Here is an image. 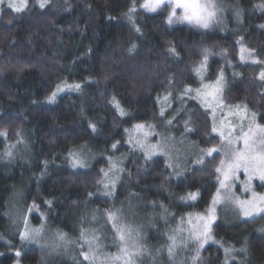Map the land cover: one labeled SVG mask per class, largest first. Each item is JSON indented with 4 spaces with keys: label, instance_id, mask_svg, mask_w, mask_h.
Wrapping results in <instances>:
<instances>
[{
    "label": "trees",
    "instance_id": "16d2710c",
    "mask_svg": "<svg viewBox=\"0 0 264 264\" xmlns=\"http://www.w3.org/2000/svg\"><path fill=\"white\" fill-rule=\"evenodd\" d=\"M260 2L217 0L225 8L222 21L208 29L186 22L169 26L162 14L145 13L138 7L140 33L124 16L130 0H51L44 9L29 0L24 12L9 8L0 11V129L8 130L7 140L0 137V264H15L20 259L25 264L39 262L40 250L19 237L26 217L30 216L34 225L41 223L35 212L46 216L53 229L79 238L74 222L82 211L87 209L82 220L86 216L93 220V215L95 220H105V209L142 204L150 207L156 219L153 223L157 229L151 234L155 239L166 230L161 203L169 210L166 218L171 219V231L181 217L207 210L218 187L215 167L222 158L220 154H213L216 159L212 164L208 163L211 157L203 165L190 163L177 178L171 175L173 170L167 167L165 158L145 161L141 152L133 151L127 143L128 133L142 123L181 138L185 135L184 120L191 115L194 131L187 133L190 139L201 148L218 146L219 137L211 133V116L199 102L184 98V110L167 125L159 115L156 99L157 94L163 96L171 77L173 103L165 116L180 107L175 97L184 87L200 84L192 69L198 66L205 48L214 53L208 58L205 80L213 82L225 71V102L246 103L257 113V122L264 124V87L258 79L264 65H238L240 45L236 43L243 36L245 46L264 60V28L260 27L264 25V13L253 11V5ZM235 6L244 10L241 22L231 10ZM169 42L175 45L178 57L167 53ZM132 43L137 48L130 55L127 49ZM221 49L226 50L224 55L219 54ZM229 62L238 66V77L229 66L225 69ZM64 81L80 84L85 97L65 90L55 103H46V97ZM113 96L128 115H119L110 102ZM89 122L96 125L95 132ZM17 131L22 142L8 158L4 153L8 145L17 142ZM208 139L213 144L205 143ZM116 141L119 143L114 150L111 145ZM90 146V167L72 168L69 150ZM124 154L130 157L113 197L98 195L100 185L96 180L103 175L100 169L107 166V158L119 159ZM96 155L102 156L93 161ZM45 161L47 172L41 175ZM89 192L93 193L91 197ZM188 192H199V196L195 201H182L180 197ZM45 200H50L51 206ZM34 203L39 211L32 208ZM29 209L34 211L30 213ZM262 222L259 217L255 222L245 220L233 226L219 222L213 233L216 239L236 248L247 239L248 256H242L245 264H264V236L253 234ZM188 249L195 254L194 244ZM16 250L21 251L20 259L15 256ZM78 253L79 249L74 253L77 260L69 264H78ZM201 255L205 264H223V250L211 242ZM165 259V254L160 256V261Z\"/></svg>",
    "mask_w": 264,
    "mask_h": 264
},
{
    "label": "snow or ice",
    "instance_id": "6c2138e0",
    "mask_svg": "<svg viewBox=\"0 0 264 264\" xmlns=\"http://www.w3.org/2000/svg\"><path fill=\"white\" fill-rule=\"evenodd\" d=\"M35 4L41 8H47L51 5V0H35ZM6 6L9 9H13L15 12H24L29 7V0H8L5 4V0H0V10ZM139 9H142L145 13H160L166 19V23L171 26L176 23H188L202 29H208L213 24L220 23L222 21L223 12L225 8L217 3V0H130L127 12L124 13L125 18L132 25L133 29L140 33L141 29L137 25L136 18L139 15ZM68 10V9H66ZM232 12L238 22L242 21L244 10L239 6L232 7ZM253 11H260L264 13V0L260 3L253 5ZM111 19V17H109ZM260 27L264 28V25ZM243 36H240L236 41L240 45L239 59L242 62L251 61L253 64L264 65V60L257 58L255 51L248 48L243 43ZM137 45L132 43L127 49V52L131 55L136 51ZM225 49L220 50V55L225 54ZM167 53L172 57H178L175 45L169 42ZM209 49L205 48L201 50L202 59L199 61L198 66L192 69L200 78V84L197 88L184 87L182 92L175 97L180 101V107L175 109L168 117L165 116V112L172 106V90L171 85L173 83L172 78L169 77V86L165 90L163 96L157 94V102L160 105L159 115L163 118V122L167 125H171L176 115L180 111L184 110V98L196 99L199 101L202 107H204L208 115L211 116V133H216L219 136L220 146L217 147L213 144L212 139L205 141L207 144H213L212 147L201 148L200 155L197 156L194 163L197 165H203L205 163V157H211L208 163L215 162L213 157L214 153L221 154L222 158H219V165L215 167V173L219 182V188L212 198L211 206L206 210L205 214H196L195 220L197 223H193L192 215L189 214L187 224L188 228L182 227L185 223L184 217L180 218V225L176 229H173L170 234H167L166 242L154 250L150 249L143 236L139 226L133 227L123 221L120 210H104V216L106 217V223L111 224L113 232V243L117 247L116 254L105 253L101 249L100 236L97 235V229H84L81 228L79 242L73 241L68 235L62 231L55 233V240L50 245L51 252H58L60 248H67L69 245L76 244L79 248L78 264H142V260L147 256L153 264H157V258L162 254H167L169 264H184V261L179 260L178 253L183 249H187L189 243L194 244L195 254L190 258V264H205L204 257L201 255L205 245L215 244L219 249L223 250L224 259L223 264H233L236 261V254L239 253L245 259L248 256V241L244 240L240 248H236L234 245L227 244L223 240L216 239L213 233V224L215 223L216 205L227 200L234 204L239 210V214L249 220V222H255L259 217L264 219V193L254 190L252 181L259 179L264 184V124L257 122V113L251 111L246 103L236 105H226L223 101V81L224 73L221 71L214 82H205L204 71L207 67V61L210 55H213ZM235 75V73H234ZM261 82V87H264V66L259 71L258 76ZM81 89L80 84H68L66 81L61 82L55 86V90L46 97V103H55L58 93L65 90ZM111 104L119 112L120 116L128 115L127 111L121 106L120 102L115 96L111 99ZM36 103V101H33ZM217 109L220 110L219 117L217 116ZM170 117V118H169ZM229 117H235V121L229 119ZM193 117L188 115L184 120V132L194 131L192 124ZM219 121V122H218ZM89 127L93 132L96 131V125L89 122ZM125 131H128L125 129ZM133 132L138 135L133 136L129 133L127 143L138 147L144 153L145 161L151 160L155 155L166 156L167 167L172 169L171 175L179 178L183 175V170L178 169V166H174L172 163V157L167 154L168 145L166 143L152 144L146 142L150 135L155 134L154 125H145L138 123L134 125ZM208 135V133H205ZM17 143H21V134L19 131L16 133ZM0 137L7 140L8 130L7 128L0 129ZM167 139V138H166ZM119 141H116L111 145L112 149L117 148ZM14 145L6 149L4 153L8 158L13 157L11 148ZM69 162L72 168L82 169L88 166L87 160L82 158L77 152L69 150L68 154ZM47 161L44 162L45 168L41 175L47 172ZM109 168L107 170L100 169L103 173L102 177L96 180V184L101 187L97 191H103L105 195H112L115 190L116 182L120 179L119 173H123L124 169L119 167V162L113 160L112 157L108 158ZM243 171L246 175V180L242 181L243 191L250 193L249 197L241 198L235 195L233 188L235 181L239 179V173ZM114 173L112 176L109 173ZM167 178V174H166ZM224 190L223 192L221 190ZM92 192L88 193L91 197ZM199 196V192H188L186 195L181 196L182 201H195ZM45 203L51 206L50 200H45ZM155 205L156 202H153ZM32 208L39 211V206L35 203ZM161 219H166L170 215L169 210L162 203L160 204ZM29 212L32 209L28 210ZM93 220L96 216L93 215ZM260 232H264V227L258 229ZM43 232V225L40 228H31L29 226L27 218L23 222V230L19 232L21 241L35 242L41 236ZM187 233V235H184ZM3 239V236H0ZM3 253H0L2 256ZM15 256L20 257L21 251L16 250ZM16 264H20L17 260ZM239 264H245V260H240Z\"/></svg>",
    "mask_w": 264,
    "mask_h": 264
},
{
    "label": "rangeland",
    "instance_id": "374dc122",
    "mask_svg": "<svg viewBox=\"0 0 264 264\" xmlns=\"http://www.w3.org/2000/svg\"><path fill=\"white\" fill-rule=\"evenodd\" d=\"M7 2H8V0H5V4ZM3 8H7V7L3 6L2 9ZM246 64H253V63H251V61L242 62V61H240V59L238 60V65H246ZM227 66H229V68L233 69V72L235 71L234 72L235 73L234 76L238 77V73H239V72H237V67L238 66L236 64H234V63H231V62L225 63V69H226ZM236 72H237V74H236ZM223 73H224L223 101H224V103L226 105H229L224 100V94H225V90H226V87H227L228 76H227V73H225V71H223ZM206 75H207V67H206V70L204 71V79H206ZM196 76H197V74H196ZM197 78H198V81L200 83V78L198 76H197ZM205 82H207V81L205 80ZM73 91H76V90H73ZM60 93H62V92H60ZM65 93L66 92H64L62 94H65ZM62 94L58 93L56 99H58V97L60 95H62ZM70 94H80L82 97H85L86 93H85L84 88L81 87V89L79 91H76L75 93L71 92ZM185 98H187V97H185ZM194 100H196V99H194ZM196 101L199 102L198 100H196ZM219 115H220V110L217 109V116L219 117ZM229 119L235 121V117H229ZM129 133H131L133 136L138 135L137 133L133 132V130L131 132H129ZM129 133H128V138H129ZM146 142L152 143V144H157L158 142L159 143H166L168 145L167 154L172 157V163L174 164V166H178V169H182L183 173L188 168L187 166H189L190 163H193V166L197 165V164L194 163V161L197 158V156L200 155L201 147L197 143L192 141L187 133H185V135L182 136L181 138H178V137L176 138L171 132H167L165 130H158L155 127V134L150 135ZM14 143L8 145L7 149L10 146L14 145V147H12L11 150H12V152H16L18 146H20L21 144L17 143V142H14ZM220 143L218 144L217 147L220 146ZM26 145H27V143H26ZM129 146L131 148L133 147V145H129ZM132 149H133V151H139V152H141L144 155L143 151H141L138 147H133ZM91 150H92V147L90 146V148L85 147V148H82V149H79V150L76 149L74 152H77L85 160H89L90 156H88V155H92L93 154L91 152ZM23 152H25V151H23ZM127 153H130V152H127ZM125 154L122 155L121 157H119V159H117L115 157H112L113 160H116V161L119 162V167L124 169L123 173H119L120 179L116 182L115 190L117 189V187H118V185L120 183V180L123 179V177L125 175V172H126L125 171L126 160L130 156L129 155H125ZM101 156L102 155H98V156L96 155L95 157H93V161L97 160ZM154 157H163V158L166 159V156H164V155H155L152 158H154ZM206 158L207 157H205V159ZM184 161H187V162H184ZM90 165L88 163V166L86 168H82V169H87L88 167H90ZM108 168H109V163H108V158H107V166L104 169L107 170ZM113 174L114 173H111V172L109 173L110 176H112ZM245 180H246V175L243 173V171H241L239 173V179L235 181V185H234V188H233V191H234L235 195H237V196H239L241 198H245V197H249L250 196V193H245L243 191V186H242L241 182L245 181ZM217 184H218L217 188H219L218 180H217ZM252 185H253V188H254L255 191L264 193V184H262L259 181L258 178L254 179L252 181ZM115 190H114V192H115ZM221 191L223 192L224 190L222 189ZM97 194L101 195L103 197L112 198L114 193L109 196V195H105L103 191H98ZM210 206H211V204L208 206V208ZM119 208H120L119 209L120 210L119 215H121V217H122V219H123V221L125 223L130 224L133 227H136V226L140 227L141 235L143 236L144 241L146 242L148 247L153 250V252L156 249L157 245L166 242L167 234L171 233V226H170L171 219H169V218L162 219V223L165 226L164 229H166V230L163 232V235L161 233H159L158 236L155 239H151V234L157 228H156V226L153 223V220L155 221L156 219H154V217L151 216V214H150L151 213V209H150L149 206L142 205V204H127V205H125L123 207H119ZM84 211H87V209L84 210ZM84 211H82L81 214L78 215L77 218H75V222H74L75 225L74 226H76V227L74 229L77 230L76 232H79L81 230V228H84V229H97L98 230L97 231V235L100 236V244H101L102 251L105 252V253H109V254H116L117 247L113 243V236H112L113 232H112V229H111V224L110 223H106L105 222L106 219L105 220L104 219H102V220H90V219H87L89 216H86L85 219L82 220L83 215L87 214V213H83ZM205 213H206V211L205 212H203V211L202 212H197V213H194V214L190 213L192 215V218H193V223H197V221L195 220L196 214H205ZM35 214L41 220V223L39 225L38 224H35V225L32 224V220L33 219L30 216H28V218L27 217L26 218H27L29 226L31 228H40L41 225H43V232H42L41 236L38 238V240L35 241V242H30V245L36 247L41 252L40 259H39V262L37 264H67V263L69 264V263H74L77 260L76 259L77 256L74 253L77 252V249H79L76 246V244L69 245L67 248H63L62 247V248H60L58 250V252H51L50 251V245L55 240V233L57 232V230H55V229H53L51 227V223H50L49 219L46 216H44L43 214L38 213V212H35ZM216 216H217V219H216V221H215V223L213 224L212 227H214V225L219 223V222H223V223H226L227 225L233 226V225H235L238 222L248 220L247 218L241 216L239 214V210L237 209V207L234 204L228 202L227 200H225L224 202L216 205ZM188 217H189V214H187L186 217L184 218L185 223L182 225V227H184V228H188L189 227V225L187 224ZM85 220H88V221L85 223V226H84L83 222ZM22 222H24V220ZM178 225H180V222L177 224V226ZM177 226H176V228H177ZM261 227H264V222L260 223L259 225H257L253 229V234H256V235H259V236H264V232L258 231V229H260ZM176 228H174V229H176ZM22 230H23V224H22ZM184 235H187V233H184ZM68 237L71 238L73 241L79 242V238H76L73 235H68ZM24 243H26L28 245L29 241H24ZM191 245H193V243L190 242L189 245H188V248ZM188 248L179 251L178 258L182 259V261H187L190 264V258L193 255H192L191 251ZM164 254L166 256L165 261L161 260L162 263H160L161 261H160V256H159L157 258V264H166V262H168L167 254L166 253H164ZM164 254H162V255H164ZM236 257H237L236 261H234L233 263L239 264V261L243 260L242 255L237 253ZM17 258L20 259L21 256L17 257ZM80 259H82V258H80ZM19 261H20V264H25L22 261V259H20ZM142 264H153V262L147 256H145L143 258V260H142Z\"/></svg>",
    "mask_w": 264,
    "mask_h": 264
}]
</instances>
